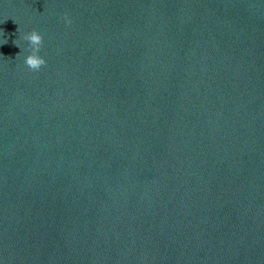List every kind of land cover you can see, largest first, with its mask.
Returning <instances> with one entry per match:
<instances>
[{
    "label": "water",
    "instance_id": "95a60500",
    "mask_svg": "<svg viewBox=\"0 0 264 264\" xmlns=\"http://www.w3.org/2000/svg\"><path fill=\"white\" fill-rule=\"evenodd\" d=\"M0 264H264V0H0Z\"/></svg>",
    "mask_w": 264,
    "mask_h": 264
},
{
    "label": "clouds",
    "instance_id": "9594fccd",
    "mask_svg": "<svg viewBox=\"0 0 264 264\" xmlns=\"http://www.w3.org/2000/svg\"><path fill=\"white\" fill-rule=\"evenodd\" d=\"M65 22L71 23L66 14ZM24 39L30 43L32 48L31 52L24 57V63L32 70H39L46 63L45 59L38 54L42 45V36L36 30H32L25 34Z\"/></svg>",
    "mask_w": 264,
    "mask_h": 264
}]
</instances>
